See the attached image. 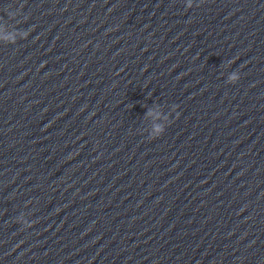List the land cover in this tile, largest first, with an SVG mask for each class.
<instances>
[{"label":"water","instance_id":"obj_1","mask_svg":"<svg viewBox=\"0 0 264 264\" xmlns=\"http://www.w3.org/2000/svg\"><path fill=\"white\" fill-rule=\"evenodd\" d=\"M0 264H264V0H0Z\"/></svg>","mask_w":264,"mask_h":264},{"label":"clouds","instance_id":"obj_2","mask_svg":"<svg viewBox=\"0 0 264 264\" xmlns=\"http://www.w3.org/2000/svg\"><path fill=\"white\" fill-rule=\"evenodd\" d=\"M234 74H230L229 75V77H228V79H232V76H233Z\"/></svg>","mask_w":264,"mask_h":264}]
</instances>
